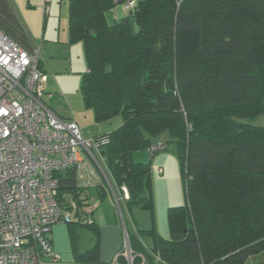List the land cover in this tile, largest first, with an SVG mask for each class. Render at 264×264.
<instances>
[{
    "label": "trees",
    "instance_id": "16d2710c",
    "mask_svg": "<svg viewBox=\"0 0 264 264\" xmlns=\"http://www.w3.org/2000/svg\"><path fill=\"white\" fill-rule=\"evenodd\" d=\"M129 1L70 0L69 20L85 49V106L98 123L122 119L94 139L115 193L129 191L125 224L133 207L155 209L152 164L134 154L168 133L180 163L186 202L168 210L170 238L143 231L146 248L128 228L135 262L247 264L264 253V127L251 123L264 115V0H137L110 24L108 12ZM109 192L105 181L60 186L61 208L76 205L72 231L99 234L92 217ZM78 262L101 264L97 247Z\"/></svg>",
    "mask_w": 264,
    "mask_h": 264
},
{
    "label": "built area",
    "instance_id": "2783aa9c",
    "mask_svg": "<svg viewBox=\"0 0 264 264\" xmlns=\"http://www.w3.org/2000/svg\"><path fill=\"white\" fill-rule=\"evenodd\" d=\"M137 0L125 4L132 10ZM39 46L28 52L0 30V264H46L55 225L73 220L59 204L60 177L75 170L78 186L108 184L119 207L129 200L126 187L118 196L107 175L102 144L85 139L75 122L65 121L43 101L47 75L39 63ZM168 150L153 143L152 155ZM124 248L109 264H154L144 255L135 262L124 223ZM157 257L156 264H160ZM83 264V263H76Z\"/></svg>",
    "mask_w": 264,
    "mask_h": 264
},
{
    "label": "crops",
    "instance_id": "0c3cea01",
    "mask_svg": "<svg viewBox=\"0 0 264 264\" xmlns=\"http://www.w3.org/2000/svg\"><path fill=\"white\" fill-rule=\"evenodd\" d=\"M69 17L70 0H0V30L28 52H34L39 46L40 68L48 77L45 86L48 102L45 104L63 120L66 118L58 113V111H62L63 106L53 102L55 94L52 92L58 93V90H62L59 84L60 79L72 77L76 72L77 74L81 73L78 71L83 66V59L86 58L83 43L71 41ZM87 68L83 75L87 72ZM76 93L78 94V91ZM74 104H77V101ZM74 104L73 106L70 105L73 107L70 111H74L73 119L70 118V122H75L81 129L82 134L88 137H96L113 131V129L107 128L108 130H106V127L101 126L105 122H96L94 111L87 108L84 101L83 106L91 110L93 115L83 111L80 107L75 109ZM77 111H83L82 113L85 114L83 123L78 121L77 115L79 112ZM75 115L76 118H74ZM91 126L97 128V131L91 132L89 129ZM153 143L156 142L153 141ZM133 159L137 163L152 164V180H155V182L165 180L167 175L171 174L169 171L172 172L174 179L179 180V177L181 178L179 173L180 163H178L176 155L167 154L166 152L151 155L149 151H139L134 154ZM77 182L75 170H69L60 177L61 188L76 187L78 186ZM103 205L104 203L101 201L95 211L93 220L99 230V239L103 240L105 238L108 242L105 246L106 249L102 248L100 250L98 262L109 264L123 247L124 231L121 226L123 224L124 228L125 222L124 218L122 220L121 214V225L114 223L113 219L109 220L110 211L106 209L105 215L100 211ZM106 206L110 210L113 208L109 204ZM98 220L100 224L103 223L102 226H98ZM132 227H135L133 223ZM105 230H108V232L105 233ZM73 231L67 224L63 223L53 227L49 238L52 252L58 255V259L57 262H54L48 257L45 259L46 264L79 263V256L75 252L72 238Z\"/></svg>",
    "mask_w": 264,
    "mask_h": 264
},
{
    "label": "rangeland",
    "instance_id": "374dc122",
    "mask_svg": "<svg viewBox=\"0 0 264 264\" xmlns=\"http://www.w3.org/2000/svg\"><path fill=\"white\" fill-rule=\"evenodd\" d=\"M128 11L125 9V5H117L113 10L108 12V21L110 24H113L115 20H119L123 16L127 15ZM132 27L134 32H137L139 27L136 22L132 20ZM83 66L81 67L80 71L81 73L77 72L73 74L72 77L62 78L59 80V84L61 85V91L58 90V93L52 92L54 95L53 102L57 103L60 106H63L62 111H58L60 115H62L64 118H66V121H70V118L73 119V112L70 111L73 107L70 105L77 101V104H74V108L78 109L80 107L83 109V111L93 115V112L91 110H88L83 105V100L81 93L79 92L81 83L83 81V73L85 72L87 68V61L86 58L83 59ZM48 78V77H47ZM46 86V85H45ZM73 91V92H71ZM78 91V94L76 93ZM72 93V94H70ZM43 101L45 103L48 102V94H44ZM79 102V103H78ZM83 111H77L79 112L77 115V119L80 122H84L85 114L82 113ZM76 118V115L75 117ZM255 126H261L264 127V115L252 120L251 122ZM122 124V119L120 116L112 119L109 122H105L101 124V126L106 127L105 129H116ZM90 131H97V128L91 126L89 127ZM85 139H92L94 137H88L84 135ZM94 136V135H91ZM154 142H167L168 143V150L166 151L167 154H175V145L171 142V138L168 133H164L160 135L158 138L153 139ZM179 163V161H178ZM167 175V178L163 181H156L153 180L152 183V191H153V198H154V213L151 211L141 209L139 207H133L130 211V216L132 219V222L138 231L137 234V241L139 244L143 245L144 247L151 248L153 246V239L152 237L142 233L146 230H151L153 228L156 229V231L165 239L170 238V231H169V224H168V210L170 207L173 206H180L184 205L186 202L185 198V190H184V184L181 176V167L179 164V173L181 178L179 177V180H176L173 178V174L171 171H169ZM122 191V190H121ZM121 191H117L118 196L120 195ZM104 205L101 207L100 211L105 215L106 209L110 211L109 214V220L113 219L114 223L116 224H122L119 208L116 203L114 195L109 192L106 198L103 200ZM113 206L112 210L110 208H106V205ZM171 204H175L172 205ZM116 210H115V208ZM91 211H89L90 213ZM95 214V213H94ZM94 218V217H92ZM103 223H99L98 220V226H102ZM127 225V224H126ZM122 230L124 231L123 224L121 226ZM131 231V233H134L131 227V224L129 223L127 225V229ZM108 230H105V233H107ZM106 237V236H105ZM72 238L75 245V252L78 256H83L86 254L87 251H91L97 247L98 254L102 248L106 249L105 246H107L108 242L105 238L99 239V234H97L94 230L90 229L89 227L83 226V225H77L72 233ZM125 241H123L124 243ZM137 242V243H138ZM124 248V244H123ZM122 248V249H123ZM117 254L115 255L114 259L116 258ZM113 259V260H114ZM112 260V261H113ZM247 264H264V253L256 255L252 258H250L247 262Z\"/></svg>",
    "mask_w": 264,
    "mask_h": 264
},
{
    "label": "bare ground",
    "instance_id": "6f19581e",
    "mask_svg": "<svg viewBox=\"0 0 264 264\" xmlns=\"http://www.w3.org/2000/svg\"><path fill=\"white\" fill-rule=\"evenodd\" d=\"M167 151V150H166ZM166 151H164V152H166ZM164 152H161V153H164Z\"/></svg>",
    "mask_w": 264,
    "mask_h": 264
}]
</instances>
